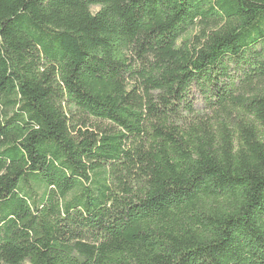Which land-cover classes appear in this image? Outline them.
<instances>
[{"label":"trees","instance_id":"obj_1","mask_svg":"<svg viewBox=\"0 0 264 264\" xmlns=\"http://www.w3.org/2000/svg\"><path fill=\"white\" fill-rule=\"evenodd\" d=\"M0 264H264V0H0Z\"/></svg>","mask_w":264,"mask_h":264},{"label":"rangeland","instance_id":"obj_2","mask_svg":"<svg viewBox=\"0 0 264 264\" xmlns=\"http://www.w3.org/2000/svg\"><path fill=\"white\" fill-rule=\"evenodd\" d=\"M94 12H96L97 10H99V7H93L92 8ZM199 32L198 27L195 29H192L187 35H186V39L190 42H193V38L195 35H197ZM195 100H196V104H198V108L203 111L202 113L207 114L204 108V99H203V95L202 92L199 89H195L194 93H193ZM205 119L209 118V115H205L204 117Z\"/></svg>","mask_w":264,"mask_h":264}]
</instances>
